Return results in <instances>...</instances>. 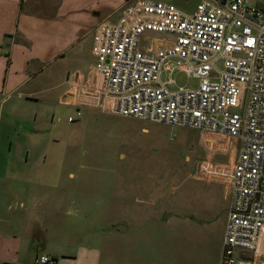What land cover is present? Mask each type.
Masks as SVG:
<instances>
[{
	"label": "built area",
	"instance_id": "2783aa9c",
	"mask_svg": "<svg viewBox=\"0 0 264 264\" xmlns=\"http://www.w3.org/2000/svg\"><path fill=\"white\" fill-rule=\"evenodd\" d=\"M94 62L76 87L89 107L236 137L218 264H264V9L249 0H198L194 11L160 0H124L94 27ZM182 70L196 86H176ZM57 264L45 254L33 262Z\"/></svg>",
	"mask_w": 264,
	"mask_h": 264
},
{
	"label": "crops",
	"instance_id": "0c3cea01",
	"mask_svg": "<svg viewBox=\"0 0 264 264\" xmlns=\"http://www.w3.org/2000/svg\"><path fill=\"white\" fill-rule=\"evenodd\" d=\"M123 2L0 0V127L3 130L0 147L1 197L12 195L14 199L13 205L9 207L0 202V264L30 263L42 253L57 257L58 264H159L162 258L159 253L168 251L170 245L159 249V253L157 251L160 230L176 211L174 203H166L167 190L165 185L161 186V181L141 186L128 178L116 180L109 184L107 197L96 187L95 191L102 194H98L95 203L92 202L89 212L82 210L72 213L69 218L67 210L62 218L52 212L53 205L58 204L61 197L71 198L72 194L85 196L70 187L69 182L74 175L71 172L67 176L61 173L48 175L44 172L46 159L33 162L36 159L30 156V144L26 146L28 154L23 158H16L9 153L3 155L5 134L11 138L10 124L6 125V118L13 114L26 115L28 101L37 99L33 94L21 92V88L38 79L44 70L51 69L53 65L63 66V76H66L71 64L80 62L85 63L80 77L83 83L94 62V27L103 20H115V11ZM12 99L13 102L9 103ZM7 107L8 115L11 116H7ZM90 109L84 107L82 111ZM36 117L37 114L31 116L33 121H36ZM20 127L23 132V126ZM45 130L46 134L51 133L44 125L32 126L24 132L38 136V132ZM11 147L12 141L8 152ZM31 162L32 166L39 165L37 171L24 172V166ZM6 188L7 194L3 195ZM28 197L33 199L28 201ZM41 206L45 208L42 211L45 215L32 219L31 226H26L25 221L24 224L20 223L23 216L24 219L29 218L31 209L38 212ZM11 207L18 215V220L10 215ZM25 211L27 213L21 217V212ZM79 214L80 217H87V228L79 226ZM189 216V219L187 214L183 218L188 222L202 219L203 225H198L214 229V215L203 218L192 213ZM223 224L220 230L224 232L225 221ZM76 227L81 229L72 232L69 229ZM163 262L171 264L168 256Z\"/></svg>",
	"mask_w": 264,
	"mask_h": 264
},
{
	"label": "rangeland",
	"instance_id": "374dc122",
	"mask_svg": "<svg viewBox=\"0 0 264 264\" xmlns=\"http://www.w3.org/2000/svg\"><path fill=\"white\" fill-rule=\"evenodd\" d=\"M160 1L174 3L185 12L194 11L198 2V0ZM249 1L250 4L264 9V0ZM122 5L123 3L118 9ZM92 37L94 38V30ZM77 64H71L66 76H63L65 70L63 66L53 65L51 69L44 70L38 79L21 88V92L33 94L37 99L28 101L26 115L13 114L14 116L6 118V125L10 124L11 138L5 134L3 155L9 153L16 158H23L27 156L28 150L25 148L30 144V156L33 160L36 159L33 162L38 163L46 159L44 172L48 175L61 173L62 176H67L68 172L74 175L69 182L70 187L85 196L83 198L72 194L71 198L61 197L59 203L53 205L52 212L61 215L62 218L67 210L69 218L72 213L82 210L89 212L92 202L95 203L99 197L98 194L103 192L107 197L109 184L115 183L116 180L128 178L141 186L161 181V186L165 185L167 190L166 203H174L176 214L169 218L164 224L165 227L160 230L158 253L159 249L170 246L168 251L159 253L162 258L158 263L164 264L163 261L168 256L171 264H217L218 253L220 255L222 247L223 231L220 229L227 216L229 170L238 154V139L186 127L127 118L96 109L82 111V118L69 123L67 117L75 114L72 102L75 87L82 82L80 77L85 63ZM171 77L177 87L197 85V80L182 70H174ZM12 102L13 99L9 101ZM34 114L38 115L36 121L31 118ZM7 116H11L8 115V107ZM19 117L26 119L22 120ZM21 125L23 132L32 126L44 125L51 133L46 134L45 130L38 132V136L25 132L21 135L23 133ZM2 131L0 127V147ZM10 141L12 147L8 152ZM38 168L39 165L32 166L31 162L24 166V172L37 171ZM96 187H99L101 192H96ZM7 188L3 195L7 194ZM1 194L2 178L0 202L4 206H12L14 203L12 195L3 198ZM32 199L28 197V201ZM80 199L83 201L79 202ZM110 203L113 204V201ZM33 206L35 209L36 206ZM33 209L28 212L27 219L23 216L27 211L21 212V217L23 216L21 224L25 221L26 226H31L32 219L45 215L42 212L45 209L43 206L38 212H33ZM47 210L50 211L49 208ZM9 212L18 220L14 209ZM189 213L191 216L194 213L203 218L214 215L212 216L214 229L211 226L203 228L198 225H203L202 219L188 222L183 217L187 214L189 219ZM84 216L80 217L79 214L78 223L82 228L83 226L87 228L89 224L86 223L87 217ZM69 229L72 232L81 228Z\"/></svg>",
	"mask_w": 264,
	"mask_h": 264
},
{
	"label": "trees",
	"instance_id": "16d2710c",
	"mask_svg": "<svg viewBox=\"0 0 264 264\" xmlns=\"http://www.w3.org/2000/svg\"><path fill=\"white\" fill-rule=\"evenodd\" d=\"M79 119V118H78ZM42 254H45V253H42ZM41 255V254H40ZM45 255H49V254H45ZM49 256H51V257H53L55 260H56V263H57V257H55V256H52V255H49ZM33 262V261H32ZM58 264V263H57Z\"/></svg>",
	"mask_w": 264,
	"mask_h": 264
}]
</instances>
